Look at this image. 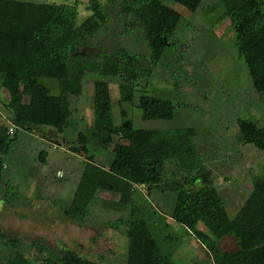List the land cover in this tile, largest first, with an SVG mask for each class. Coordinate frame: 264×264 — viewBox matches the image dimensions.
Returning <instances> with one entry per match:
<instances>
[{
  "label": "trees",
  "instance_id": "16d2710c",
  "mask_svg": "<svg viewBox=\"0 0 264 264\" xmlns=\"http://www.w3.org/2000/svg\"><path fill=\"white\" fill-rule=\"evenodd\" d=\"M173 1L195 11L202 0ZM220 1L253 86L257 92H264V0ZM86 9L89 14L78 21L76 2L0 0V91L4 90L7 96L10 121L15 127L30 129L32 125H41L61 130L68 123L70 99L79 95L84 74L93 72L100 76L93 81V123L78 132V146L68 149L86 152L90 136L101 139L104 148L111 145L112 157L106 166H101L92 154L86 156L79 185L69 205L62 209L64 216L82 224L99 190L116 193L118 202L129 207V217L106 224L110 228L126 227L127 264H177L172 251L160 246V236L139 216L143 209L136 203L141 190L148 194L154 189L169 192L175 197L173 209L167 214L154 209L155 214L183 225L213 264H264V173L252 177V190L230 218L200 160L193 128L143 129L135 128L129 120L113 124L105 77L117 79L121 86H132L139 78L149 79L164 52L173 47L170 40L180 13L160 0H88ZM116 10L127 19L123 33L137 36L136 30L140 31L148 48L149 65L142 55L125 47L118 46L107 54L98 52L95 57L84 50L96 45L97 49H104L98 44V34L107 28ZM42 77L59 81L57 93H51L40 83ZM127 95L123 98H129ZM138 104L144 119L173 116L174 106L169 100L141 96ZM238 123L239 141L263 150L264 125L258 126L249 119ZM12 141L8 126L0 125V154L7 153ZM44 154L41 152L40 156ZM43 159L40 160L44 162ZM168 159L177 160L182 168L195 174L163 180ZM2 170L0 161V190ZM4 188H10L7 182ZM6 199L9 200L8 196ZM164 225L168 226L166 220ZM226 235L235 239V250L220 248L218 241ZM0 242L13 245L15 239H7L0 228ZM7 264L34 263L17 251ZM57 264L92 262L72 249H65Z\"/></svg>",
  "mask_w": 264,
  "mask_h": 264
},
{
  "label": "rangeland",
  "instance_id": "374dc122",
  "mask_svg": "<svg viewBox=\"0 0 264 264\" xmlns=\"http://www.w3.org/2000/svg\"><path fill=\"white\" fill-rule=\"evenodd\" d=\"M25 1L76 2L78 21L89 14L88 0ZM160 1L181 16L170 40L173 47L167 48L149 79L139 78L132 86H121L117 79L105 77L112 121L119 125L129 120L135 128L143 129L193 128L200 160L232 218L252 190V177L264 173V149L243 144L238 137L239 120L249 119L258 126L264 125V92H257L253 86L247 64L236 48L230 20L222 14L220 0H202L195 11L173 0ZM111 18L97 38L104 49H97L96 45L94 49L84 50L95 57L98 52L107 54L118 46L125 47L142 55L149 65L148 48L140 31L136 30L137 36L123 33V22L127 19L119 16L117 10ZM98 78L93 72L84 74L79 95L70 99L68 123L61 130L41 125L17 128L9 123L8 110L3 108L0 125L13 126L14 132L8 133L13 138L9 150L0 154L3 165L0 228L7 239L15 242L13 245L0 242V264H7L17 251L34 264H57L65 249L78 252L92 264H127L126 227L110 228L106 224L129 217V207L118 202L116 193L99 190L82 224L70 221L62 212L79 185L86 156L92 154L101 166H106L112 157L111 145L104 148L101 139L90 136L86 152L68 149L78 146V132L93 123V81ZM40 83L53 94L60 87L55 78L42 77ZM125 94L129 98H123ZM141 96L169 100L174 106L173 116L144 119L138 106ZM0 97L4 100L7 97L4 90ZM41 152L45 153L44 157L40 156ZM194 174L182 168L177 160L168 159L162 179ZM5 182L10 187L7 191ZM11 186L14 190H10ZM136 203L143 209L139 216L160 236V246L172 251L177 264H213L183 225L171 221L166 226L165 219L155 214L154 209L166 214L173 209L172 193L154 189L148 194L141 190ZM218 244L225 251L236 248L230 235L222 237Z\"/></svg>",
  "mask_w": 264,
  "mask_h": 264
},
{
  "label": "crops",
  "instance_id": "0c3cea01",
  "mask_svg": "<svg viewBox=\"0 0 264 264\" xmlns=\"http://www.w3.org/2000/svg\"><path fill=\"white\" fill-rule=\"evenodd\" d=\"M1 92V91H0ZM0 103L2 104L1 105V107H0V115L1 114H4V112H2V110H3V108L6 110H8V115H10V109L7 107V104H6V100H4V98H2L1 99V97H0ZM9 123L10 124H12L10 121H9ZM13 125V124H12ZM117 197H118V195H117ZM165 220L169 223V222H171V221H173L172 220V218H170V217H168V216H165Z\"/></svg>",
  "mask_w": 264,
  "mask_h": 264
},
{
  "label": "built area",
  "instance_id": "2783aa9c",
  "mask_svg": "<svg viewBox=\"0 0 264 264\" xmlns=\"http://www.w3.org/2000/svg\"><path fill=\"white\" fill-rule=\"evenodd\" d=\"M14 132V127L13 126H10L8 127V133H13Z\"/></svg>",
  "mask_w": 264,
  "mask_h": 264
}]
</instances>
